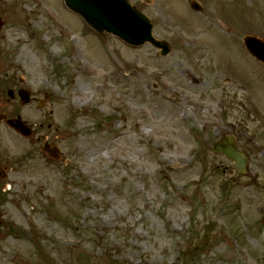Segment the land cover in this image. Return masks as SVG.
<instances>
[{
	"label": "rangeland",
	"instance_id": "obj_1",
	"mask_svg": "<svg viewBox=\"0 0 264 264\" xmlns=\"http://www.w3.org/2000/svg\"><path fill=\"white\" fill-rule=\"evenodd\" d=\"M42 1L0 0V81L50 97L15 113L34 142L0 127V264H264V67L243 44L264 0H129L167 57ZM227 134L245 174L210 147Z\"/></svg>",
	"mask_w": 264,
	"mask_h": 264
},
{
	"label": "water",
	"instance_id": "obj_2",
	"mask_svg": "<svg viewBox=\"0 0 264 264\" xmlns=\"http://www.w3.org/2000/svg\"><path fill=\"white\" fill-rule=\"evenodd\" d=\"M64 2L70 10L79 14L93 30L100 34L104 32L113 34L132 46H141L149 42L156 47H162L163 55L170 51L165 42L153 37V25L150 19L131 6L128 0H64ZM191 6L197 11L201 9L200 5L194 1H191ZM244 44L256 59L264 62L263 40L247 36ZM16 128L28 135L21 124ZM214 150L234 161L235 167L240 172L246 171L249 160L238 151L234 137L228 136L216 143Z\"/></svg>",
	"mask_w": 264,
	"mask_h": 264
},
{
	"label": "flooded vegetation",
	"instance_id": "obj_3",
	"mask_svg": "<svg viewBox=\"0 0 264 264\" xmlns=\"http://www.w3.org/2000/svg\"><path fill=\"white\" fill-rule=\"evenodd\" d=\"M5 26H6V20L0 19V33L3 32ZM21 83L15 78L0 81V127L8 126L7 121L9 119L17 118L14 116L16 111L18 110V107L25 106L21 104V101H22V95L24 96L26 89L25 87H21ZM28 96L30 99V104L37 103L38 105H40L41 99L39 97L35 96V94L31 93L30 91ZM7 103H10V106H8V108H6ZM10 129L16 132L13 128ZM35 137H36V131L33 130L31 136L32 142L35 141ZM1 146H2V134L0 133V198L2 197L3 187L6 185L8 181H10L9 174L12 171V166H13V163L11 162L10 158L5 157ZM1 214L4 215L5 213H1Z\"/></svg>",
	"mask_w": 264,
	"mask_h": 264
},
{
	"label": "bare ground",
	"instance_id": "obj_4",
	"mask_svg": "<svg viewBox=\"0 0 264 264\" xmlns=\"http://www.w3.org/2000/svg\"><path fill=\"white\" fill-rule=\"evenodd\" d=\"M41 10H44V9L41 8ZM73 41H77V37H75ZM29 115H30V114H29ZM30 116H32L33 118H36V117L39 116V114L36 113V112H31V115H30ZM43 191H45V190L43 189ZM144 264H148V262H144Z\"/></svg>",
	"mask_w": 264,
	"mask_h": 264
}]
</instances>
